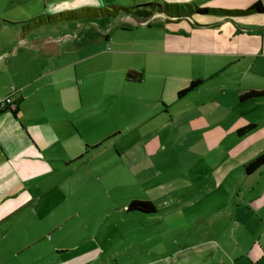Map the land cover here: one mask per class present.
<instances>
[{"label": "rangeland", "instance_id": "obj_1", "mask_svg": "<svg viewBox=\"0 0 264 264\" xmlns=\"http://www.w3.org/2000/svg\"><path fill=\"white\" fill-rule=\"evenodd\" d=\"M51 1L0 0V47L15 23L133 0H109L100 6L77 0L60 5ZM141 3L145 2L136 4ZM139 17L142 22L147 20V16ZM121 18L44 27L64 33L62 38L70 36L68 48L85 45L86 53L54 60L56 68L59 62L69 60L87 67L80 93L95 103L84 111L107 112L111 116L107 126L114 121L121 129L131 118L140 122L138 129H127L117 136L108 134L80 166L71 168L67 187L55 190L51 202L56 205V230L40 226L37 237L66 243L86 232L99 243L111 241L102 246L107 250V256L101 255L104 262L175 264L184 254L179 250L182 245L199 237L198 223L212 220L213 211L224 209L232 198L237 201L244 193L263 189L264 166L251 176L244 175L242 166L264 152V96L239 102L236 91L243 86L218 85L217 75L177 98V91L188 85L196 65L159 52V34L156 37L150 32L147 36L155 44L154 50L144 35L138 36L143 40L139 47L134 33H120ZM77 31L81 32L75 34ZM128 70L138 71L142 82H126ZM164 109L171 114L170 120ZM248 123L255 127L237 136L236 129ZM57 179L62 180L63 175ZM130 200L149 201L155 211H127Z\"/></svg>", "mask_w": 264, "mask_h": 264}, {"label": "crops", "instance_id": "obj_2", "mask_svg": "<svg viewBox=\"0 0 264 264\" xmlns=\"http://www.w3.org/2000/svg\"><path fill=\"white\" fill-rule=\"evenodd\" d=\"M77 1L94 6L111 2ZM143 1L239 8L259 2L264 6V0H133L120 4L131 6ZM66 2L74 4L76 0L51 1L59 5ZM117 16L122 17L120 33H134L139 47L143 40L138 36L159 34V52L196 65L189 81L204 82L219 75L218 85L227 82L243 86L236 91L238 95L264 89V13L178 19L153 13L145 22L136 14ZM28 20L13 24L7 30L6 43L0 47V100L9 94L19 100L15 114L0 110V264H119L101 259L102 254H107L102 246L110 240L99 243L95 237L80 232L66 243L40 241L36 230L40 226L56 230V205L51 202L55 190L67 187L71 168L80 166L108 134L117 136L127 129H138L140 121L131 118V123L122 129L112 121L109 127L106 121L111 116L107 112L84 111L95 103L80 93L87 67L69 60L59 62L56 68L54 60L84 52L85 45L68 48L70 36L62 38L59 31L44 28L48 25L23 31L21 26ZM148 41L154 50L155 44ZM129 71L139 73H126ZM142 80L141 74L138 82L128 81L125 76L128 83ZM163 112L170 120L171 114L165 109ZM261 112L264 114V105ZM58 175H63V179L58 181ZM195 228L199 237L182 245L179 250L184 254L175 264H264V186L260 191L242 194L237 201L232 198L224 209L213 211L212 220L200 222Z\"/></svg>", "mask_w": 264, "mask_h": 264}, {"label": "trees", "instance_id": "obj_3", "mask_svg": "<svg viewBox=\"0 0 264 264\" xmlns=\"http://www.w3.org/2000/svg\"><path fill=\"white\" fill-rule=\"evenodd\" d=\"M153 13H162L168 17L182 18L191 15H220L224 17L246 16L256 13H264V6L259 2H254L245 8H220V7H200L189 3H167V2H145L132 6H123L111 4L107 7H81L78 9H69L54 14L39 15L28 20L21 26L23 31H31L42 25H55L66 21L79 19H94L102 17H114L120 14H136L137 16H148ZM126 79L131 82L140 81V74L129 71L126 73ZM201 80L194 79L189 81L188 85L177 91V97H182L187 92L199 85ZM264 96L262 90H248L238 95V101L243 102L249 99L260 98ZM19 100H14V106L8 109L13 114L16 113ZM254 124L248 123L236 129V135L241 136L252 130ZM264 165V152L255 156L242 166L243 173L249 175ZM127 211H141L146 213L154 212V206L145 200H130L126 204Z\"/></svg>", "mask_w": 264, "mask_h": 264}, {"label": "built area", "instance_id": "obj_4", "mask_svg": "<svg viewBox=\"0 0 264 264\" xmlns=\"http://www.w3.org/2000/svg\"><path fill=\"white\" fill-rule=\"evenodd\" d=\"M14 106V99L12 97V94L7 95L5 98L0 100V110L4 109H10Z\"/></svg>", "mask_w": 264, "mask_h": 264}]
</instances>
